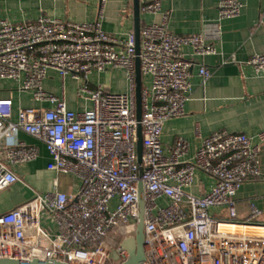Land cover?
<instances>
[{
  "label": "built area",
  "instance_id": "1",
  "mask_svg": "<svg viewBox=\"0 0 264 264\" xmlns=\"http://www.w3.org/2000/svg\"><path fill=\"white\" fill-rule=\"evenodd\" d=\"M105 1H100L99 18ZM159 2L152 0L140 9L155 14ZM242 6V0H216V19L199 33L169 31L168 12L160 22L140 27V72L151 78L149 86L141 87L140 161L134 33L117 38L101 28L100 19L75 22L40 16L12 23L0 18V79H12L30 91L33 100L50 104L20 107L12 121L11 99H0V191L20 180L10 165L39 155L38 146L16 138L18 132L42 143L49 156L47 170L80 180L76 192L67 194L58 189L55 177L53 190L0 213V261L120 264L127 252L112 260L117 247L113 239L134 236L141 184L142 264H264V223L257 221L262 211L249 202L248 217L240 222L234 200L245 181L264 182L260 146L243 132L216 130L202 139L189 161L183 159L189 146L185 138L177 137L167 152L160 140L165 121L184 114L192 63L181 48L191 47L196 56L214 54L210 42L219 39L221 21L238 16ZM247 62L256 74L264 72V53L252 54ZM109 66L125 70L127 92H105L100 85L88 84L92 70ZM49 70L61 79L59 95L43 87ZM198 75L205 83L210 70L200 64ZM66 77L81 80L77 95L90 102L88 108H68ZM259 138L264 141V131ZM196 170L214 178L212 188L201 196L186 191ZM211 208H225L228 218L211 215ZM41 212L52 225L50 231L40 224Z\"/></svg>",
  "mask_w": 264,
  "mask_h": 264
},
{
  "label": "crops",
  "instance_id": "2",
  "mask_svg": "<svg viewBox=\"0 0 264 264\" xmlns=\"http://www.w3.org/2000/svg\"><path fill=\"white\" fill-rule=\"evenodd\" d=\"M101 0H0V18L12 23L33 22L40 16L59 18L75 22H92L100 19L101 28L117 38H124L134 32L133 0H106L103 14L99 18ZM140 7L152 0H139ZM238 16L221 21L219 39L210 43L216 48L214 54L196 56L189 46H183L181 53L191 61L189 89L185 93L184 114L165 121L160 136L167 152L177 137L188 141L184 160L191 161L203 138L216 130L243 132L253 144L260 146L258 164L264 171V141L259 138L264 131V72L255 73L248 59L254 53H264V0H242ZM169 13L166 27L178 35L202 32L204 24L216 19V0H160L155 14L140 9V27L151 22H160L162 14ZM234 61H230L231 58ZM227 61V62H226ZM200 64L210 70V76L201 82L198 75ZM150 76L141 74V85L149 86ZM87 82L94 87L100 85L105 92L125 93L128 79L123 68L109 66L103 71L92 70ZM80 81L66 77L64 94L69 109L80 111L88 108L90 102L77 95ZM43 87L59 95L61 79L57 72L49 70ZM0 99H11V120L16 121L20 107H50L32 99L30 91L19 88L12 79H0ZM16 138L27 145L39 147L36 159L11 165L19 181L0 191V213L10 210L28 200L34 192L44 194L53 190L52 180L58 178V189L67 194L76 192L79 180L72 186L61 184V175L46 169L48 153L42 143L24 132ZM74 179H78L73 176ZM214 184V178L196 170L188 193L201 196ZM234 200L237 220L244 221L249 214L248 204L253 202L262 214L257 220L264 223V182L245 181L237 190ZM214 216L220 218V208H213ZM225 209V208H223ZM226 210V209H225Z\"/></svg>",
  "mask_w": 264,
  "mask_h": 264
},
{
  "label": "water",
  "instance_id": "3",
  "mask_svg": "<svg viewBox=\"0 0 264 264\" xmlns=\"http://www.w3.org/2000/svg\"><path fill=\"white\" fill-rule=\"evenodd\" d=\"M140 1L133 0V21H134V37H135V117L138 121L137 124V157L140 161L141 154V126L139 120L141 117V72L139 53V30H140ZM127 252V256L120 264H142L144 259L143 254V196L141 184H139L138 193V215L136 222V231L134 236L123 239L115 249L111 251V259L114 261L119 260L121 252ZM0 264H66L59 261H42L33 259L27 262H20L17 260H9L7 262L0 261Z\"/></svg>",
  "mask_w": 264,
  "mask_h": 264
},
{
  "label": "rangeland",
  "instance_id": "4",
  "mask_svg": "<svg viewBox=\"0 0 264 264\" xmlns=\"http://www.w3.org/2000/svg\"><path fill=\"white\" fill-rule=\"evenodd\" d=\"M90 105V104H89ZM11 166V165H10ZM9 166V168L11 169V167ZM61 176V184H65V185H70V186H72V185H74L75 183H76V181L77 180H79V179H74L73 178V175H68V174H60ZM79 183H80V180H79ZM36 193H38V192H34V195L36 194ZM220 210V213H221V215H220V218L222 217V218H225V219H227L228 218V215H227V211L225 210V209H223V208H220L219 209ZM209 212H210V214L211 215H214L215 214V210L213 209V208H211L210 210H209ZM40 224H41V226L45 229V230H47V231H50L51 230V226L52 225H50L48 222H47V218H45V213L44 212H41V217H40ZM109 237H112V234H110L109 235ZM113 241H114V247H116L119 243H120V238H114L113 239ZM108 264V263H107Z\"/></svg>",
  "mask_w": 264,
  "mask_h": 264
}]
</instances>
